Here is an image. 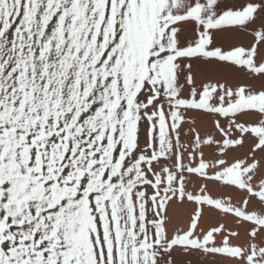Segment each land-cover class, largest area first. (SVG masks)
I'll return each mask as SVG.
<instances>
[{"label": "snow or ice", "instance_id": "1", "mask_svg": "<svg viewBox=\"0 0 264 264\" xmlns=\"http://www.w3.org/2000/svg\"><path fill=\"white\" fill-rule=\"evenodd\" d=\"M262 14L264 0H0V264H176L177 248L264 264V212L205 194L213 183L264 206V30L248 48L213 46L214 30ZM193 60L258 86L197 88ZM190 110L226 118L214 121L222 139L192 129L186 142ZM248 134L251 157L229 159ZM206 146L220 155L206 160ZM185 201L197 205L190 226L170 238L168 209ZM205 207L249 223L247 245L235 231L217 243L223 225L198 232Z\"/></svg>", "mask_w": 264, "mask_h": 264}, {"label": "bare ground", "instance_id": "2", "mask_svg": "<svg viewBox=\"0 0 264 264\" xmlns=\"http://www.w3.org/2000/svg\"><path fill=\"white\" fill-rule=\"evenodd\" d=\"M249 0H219V7L223 10L232 9L240 10ZM260 2V0H255ZM186 33L189 39L194 38L195 33L193 31V24H186ZM258 30H264V14L259 15L254 21L245 25L242 28H232L227 31L214 30L213 37L214 47H220L222 50H232L236 47L248 48L254 42V33ZM260 51V49H258ZM258 59H264V57L258 56ZM192 72L195 79V86L200 88L204 84L208 83H224L229 87H235L239 85L252 84L258 86L257 81H253L246 77L243 72L237 71L234 67L229 66L225 62L216 60L205 61V60H193L192 61ZM184 95H189V86H185ZM186 123L183 125L184 139L186 142H190L194 138L195 133L192 129H195L201 134L202 137L206 138L205 134H213L217 140H221L222 137L219 132L216 131L214 121L219 119L222 126H227V120L224 117L205 114L196 110H190L185 115ZM237 119L241 123H245L246 126H256L258 124V117L252 115L238 114ZM239 133H234L233 138H238ZM254 137H250V134L246 135L243 146H238L235 150H230L227 153L228 158H250L252 146L254 144ZM205 159L214 160L220 155L218 146L205 147L204 148ZM262 154L257 152V159ZM187 162V161H186ZM192 183L189 184L188 190L194 191L195 194H200L199 188L200 182L196 177H192ZM259 181L257 180V183ZM216 199L230 200L232 204L237 207H241L243 210L249 213L256 212L257 214L264 212V206H262L258 200L252 198L249 203L245 206L243 200L246 198L245 195L240 194L237 191L225 188L223 186L209 183L208 190L205 193ZM197 205L193 202H173L171 207L168 209V219L166 221L167 233L171 238L173 235L187 231L191 218L194 215ZM238 218H235L231 214L225 215L217 211H209L205 207L201 219L198 225V232L206 233L212 228L223 225L225 232L223 234H216L217 243H220L223 235H227V231H235L239 233L238 238H232L231 243L234 245L244 246L249 242L248 229L251 227L249 223H238ZM264 240V236H261L256 242L260 243ZM176 264H217L220 260L219 257H213L211 255H203L200 253L187 255L183 254L179 248L173 251ZM229 264H235L234 261Z\"/></svg>", "mask_w": 264, "mask_h": 264}]
</instances>
